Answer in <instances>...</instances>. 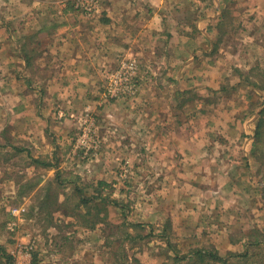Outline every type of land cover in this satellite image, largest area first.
<instances>
[{
    "label": "crops",
    "instance_id": "0c3cea01",
    "mask_svg": "<svg viewBox=\"0 0 264 264\" xmlns=\"http://www.w3.org/2000/svg\"><path fill=\"white\" fill-rule=\"evenodd\" d=\"M5 1L10 6L34 8L27 9L19 19L27 27L22 37L19 34L15 37L10 27L17 15L10 13L7 17L9 44L7 48L0 47V62L7 57L9 97L2 105L6 110L0 106V114L7 117L6 122L0 123V147L27 157L25 170L28 175L39 173L42 188L45 184L62 183V172L74 164L69 152L78 132L77 117L88 106L93 110L98 108L103 73L116 67L120 57L136 55L142 66L154 69L155 77L149 83L146 81L150 85L143 94V101L149 97L152 107L135 115L136 120L150 119V130L146 132L151 133L152 139L142 138L145 131L141 129L146 128L140 127V123L136 127L127 124L134 111L132 107L121 103L120 108L115 102L104 108V120L110 121V125L106 121L107 125L100 130L106 154L93 168L99 162L104 167L115 165L116 156L112 159L107 156L111 151L125 156L134 149L140 153L151 149L152 164L166 167L153 173L155 181L172 183L176 214L188 217L185 223L182 219V225L189 224L192 211L208 212L204 203V207L192 203V197L198 196H192L193 192L189 191L193 184L202 187L203 178L210 187L216 184L213 186L218 195L216 200H221L215 202L210 213L233 212L235 209L227 207L224 201L229 197L242 199L241 195L251 197V209L264 212L258 173L264 166L258 156L264 146L256 144L253 128L259 109L248 113L243 124L236 121L238 113L232 114L223 128L203 126L200 134L193 132L189 121L186 125V120L193 116L190 104L193 90L210 88L221 92L245 83L236 78L231 87H225L222 80L226 78L221 77L215 79L217 85L206 79L197 85L196 80L201 78L194 80L195 86L190 85L192 70L201 74L207 71L202 62L194 65L193 37L196 34L204 40L214 37L207 30L190 29L192 12L203 0H102V13L92 18L79 12L73 0ZM205 6L210 7L209 12L202 13L198 20L207 23L221 21L228 7L226 0H212L211 4L205 2ZM21 38L23 43L19 42ZM28 39H31L29 44ZM160 46L163 52L159 51ZM194 49L203 50L199 46ZM170 53L180 56L172 58L168 56ZM253 82L256 81L246 82L249 98L252 102H262L264 91ZM201 99L206 100L202 97L197 100L200 110L194 112L196 117L203 106ZM173 100L180 104H166ZM112 121L117 127L111 125ZM212 130L216 134L210 133ZM244 182H247L245 190L240 191L237 185ZM46 192L48 188L41 192L35 188L29 197L35 193L45 196ZM256 199L258 203L254 204Z\"/></svg>",
    "mask_w": 264,
    "mask_h": 264
},
{
    "label": "rangeland",
    "instance_id": "374dc122",
    "mask_svg": "<svg viewBox=\"0 0 264 264\" xmlns=\"http://www.w3.org/2000/svg\"><path fill=\"white\" fill-rule=\"evenodd\" d=\"M73 1L77 10L89 18L102 13V0ZM203 1H201L203 4L200 2L192 12L193 21L190 23V29L192 32L204 29L214 37L210 36L208 40H204L198 34L193 37L191 56L195 58L194 65L202 62L207 71L201 74L197 70H192L190 85L195 86L196 83L199 85L203 79L215 83V79L219 80L221 77L226 78L222 80L223 86L231 87L236 78H241L245 83L221 92L210 88L192 91L190 104L193 116L186 120V125L189 121L195 134L203 133V126L210 129L216 126L223 128L232 114L235 116L238 113L236 121L243 124L248 113L256 108L260 111L264 105V100L251 101L249 98L251 93L247 87L248 83L246 84L248 80H253L264 87V0H226L228 7L221 21L213 23L198 20L202 13L210 10L209 6H205V2L211 4L212 0ZM6 2L0 0V19L3 20L0 22L1 48H7L9 44L8 14L17 15L18 19L11 20L10 27L14 30L15 37L18 34L22 37L27 27L20 23L19 19L28 11L27 9L34 8L24 5L10 6ZM79 3L83 7H79ZM174 25L177 27V22ZM32 30L33 28L30 31ZM19 42L23 43V39L21 38ZM27 42L31 43V39ZM198 46L203 50L194 49ZM163 50L164 48L160 46L159 51ZM168 56L175 58L180 55L170 53ZM123 60L136 63V82L132 81L129 86L133 85V82L137 83V86L132 90L120 87L119 95L112 98L109 96V88L114 86L115 81L111 80L110 76ZM6 62L7 57L2 58L0 62V106L3 110L6 109L2 105L9 97ZM103 74L104 80L97 99L98 110L88 106L83 111L89 109L95 120L100 147L88 153L76 148V138L80 134V118L77 117L78 132L69 152L74 164L62 172V183L45 184L42 188L39 173L28 175L25 170L27 157L0 147V264H8L10 256L13 257L12 264H15L13 250L20 243L27 245L26 243L30 241H34L35 249L31 258L23 261L24 264H33L35 261L37 264H138L136 258L143 264H204V260L197 255L183 258L200 248L229 258L228 264H264V212L251 209L253 205L251 197L245 195H241L242 199L229 197L224 203L235 210L219 215L212 214L211 207L221 200H216L218 195L215 194L213 187L216 184L213 183L210 187V183L203 178L200 182L202 187L193 184L189 191L193 192L192 196H198L192 197V203L201 207L205 204L208 212L192 211L189 214V224L182 225L180 224L182 219L185 223L188 217L176 214L177 206L173 204L172 183L155 181L153 173L158 168L162 170L166 167L152 164L151 149L141 153L134 149L130 155L125 156H118L111 151L107 156L110 155L111 159L116 156L115 163L111 160L115 165L104 167L99 162V165L93 168L92 165L100 161L103 153L106 154L103 150L105 140L100 135V130L108 122L110 125V121L107 118L104 120V108L115 102L120 108L121 103L124 106H131V110L134 111L127 124L136 127L140 123V127L146 128L141 129L145 131L142 138L150 141L152 139L151 133L146 132L150 130V119L136 120L135 115L138 116L137 112L140 110H149L152 107L151 101L148 102L149 97L147 101L144 97L143 101V94L144 89H149L150 85L146 84V81L149 83L155 77L154 69L142 66L141 59L136 55H124L120 57L116 67L106 70ZM198 78L201 79L195 83L194 80ZM201 97L206 100L201 99L203 106L201 113L196 117L194 112L200 110L197 100ZM168 103L180 104L178 100L166 102ZM6 121L7 117L1 112L0 123ZM111 125L117 127L113 121ZM210 133H215V130ZM247 142L245 139L244 144ZM263 153L258 154L262 163ZM258 173L261 175L259 186L263 199L264 166L259 168ZM51 175L54 177L56 174L53 172ZM246 185L247 182H244L237 187L241 191L245 190ZM77 187L83 189L82 194L77 192ZM35 188L40 189V192L48 188L46 193L51 198V206L40 207L44 197L40 193L29 197L30 191ZM59 194H62L61 197ZM81 196L85 199H92L95 196V199L84 203L80 199ZM100 198L107 199L108 203L104 204L105 199ZM56 200L58 201L55 202ZM236 200L238 202L235 203ZM261 202L264 204L263 200ZM256 203L257 199L254 204ZM23 204L27 207V212L22 219L13 216L10 209ZM89 210L91 213L87 214ZM15 220L17 230L13 232L9 229L8 223ZM130 223H141L143 227H131ZM233 253L239 255L233 256ZM246 253L247 256L240 255ZM205 263L210 261L206 260ZM214 264L222 263L217 261Z\"/></svg>",
    "mask_w": 264,
    "mask_h": 264
},
{
    "label": "built area",
    "instance_id": "2783aa9c",
    "mask_svg": "<svg viewBox=\"0 0 264 264\" xmlns=\"http://www.w3.org/2000/svg\"><path fill=\"white\" fill-rule=\"evenodd\" d=\"M78 6L83 7L80 3L78 4ZM85 7H87V5H85ZM135 72H136V63H133V61L131 60L128 61L123 60L119 68L116 69V71L110 76V79L115 81V84L114 86L109 88V96L112 98L118 96L119 95L118 89H120V87L129 90L135 89L137 86V83H134L136 82ZM117 78L120 80V83H118ZM132 81H134L132 83L133 85L129 86V83L131 84ZM75 116L76 115L73 114V117ZM79 118H80V134L76 138L75 146L76 148L83 149L85 153H88L90 150L97 149L100 147V140L97 138V134H96L97 126L89 109H87L85 112L80 114ZM10 212L13 216L22 219V217L27 212V207L24 204L20 206H14L10 209ZM8 227L11 231L15 232L17 230L16 220L10 221L8 223ZM22 244L23 243H20L18 247H16V249H14L12 252L13 256L16 259L15 264H24L23 261L27 260L29 257L31 258V255L35 249L34 241H30L29 243H26L27 245H22Z\"/></svg>",
    "mask_w": 264,
    "mask_h": 264
},
{
    "label": "trees",
    "instance_id": "16d2710c",
    "mask_svg": "<svg viewBox=\"0 0 264 264\" xmlns=\"http://www.w3.org/2000/svg\"><path fill=\"white\" fill-rule=\"evenodd\" d=\"M254 84H255V86H257L256 88H261V89H263L264 90V87H262V85H258L257 84V82H253ZM259 86V87H258ZM263 106V107H262ZM261 106V110L259 111V115H258V118H257V121H256V128H255V141L257 142L256 144L257 145H262L263 144V146H264V105H262ZM259 147H257V149H258ZM259 151V150H258ZM261 152H264V151H261ZM264 154V153H263ZM77 192L78 193H83V189H81V188H78L77 187ZM48 193H45V196L43 197V200H42V203L40 204V207H45V206H47V207H49V206H51L52 205V203H50V199L51 198H49V196L47 195ZM58 199V198H57ZM80 199L84 202V203H88V202H90L91 200H93V199H95V196L92 198V199H90V198H88V199H85V197H83V196H81L80 197ZM100 199H105V198H100ZM106 200V201H105ZM105 200H103L105 203L104 204H106V203H108L107 202V199H105ZM58 200H56L55 202H57ZM46 207V208H47ZM98 209H101V208H98ZM91 212H90V210L89 211H87V214H90ZM53 215V214H52ZM86 215V214H85ZM84 215V216H85ZM131 225V227H133V226H137V227H143V225L140 223V224H138V223H130ZM94 227V226H93ZM257 243H259V241H256ZM194 253V254H193ZM192 255V256H191ZM193 255H197V257L198 258H200V259H203L204 260V264H214V263H216L217 261H219L220 263H222V264H228L229 263V258H227V257H222V256H220V255H218V253H213L212 251H208V250H206V249H203V248H200V249H196V250H194V251H191L190 252V254H188V255H185L183 258H186V257H193ZM209 255V256H208ZM233 256H238L239 254H235V253H233L232 254ZM240 255H243V256H247V253L246 254H240ZM206 260H209L210 261V263H205V261ZM128 261H129V259H128ZM135 261H136V263H138V264H143V263H141L139 260H138V258H136L135 259ZM12 262H13V257L12 256H10L9 257V262H8V264H12ZM130 263H131V261H130ZM33 264H37L36 263V261L35 262H33Z\"/></svg>",
    "mask_w": 264,
    "mask_h": 264
}]
</instances>
